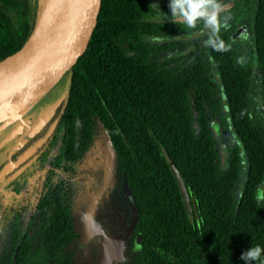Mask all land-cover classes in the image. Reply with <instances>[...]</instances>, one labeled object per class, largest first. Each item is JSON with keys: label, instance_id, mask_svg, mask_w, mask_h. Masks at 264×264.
Wrapping results in <instances>:
<instances>
[{"label": "trees", "instance_id": "1", "mask_svg": "<svg viewBox=\"0 0 264 264\" xmlns=\"http://www.w3.org/2000/svg\"><path fill=\"white\" fill-rule=\"evenodd\" d=\"M114 1L105 0L89 46L64 74L69 83L59 107L61 156L76 157V147L88 146L99 129L106 132L117 183L125 179L137 207L140 245L131 264H247L241 254L264 247V200H256L264 181V0H237L233 9L244 10L253 27L252 62L229 44L231 18L219 32L224 49L209 47L238 138L226 168L208 116V110L219 115L223 103L204 61L182 68L172 64L175 55L153 59L165 46L131 38L156 31V23L136 12L131 18L133 8ZM40 10L39 0H0V57L29 39ZM244 160L247 174L238 190ZM80 238L72 193H0V264H72Z\"/></svg>", "mask_w": 264, "mask_h": 264}, {"label": "flooded vegetation", "instance_id": "2", "mask_svg": "<svg viewBox=\"0 0 264 264\" xmlns=\"http://www.w3.org/2000/svg\"><path fill=\"white\" fill-rule=\"evenodd\" d=\"M228 1L230 0L225 2ZM114 2L117 4L124 2L129 8H133L129 11L131 18L136 12V17L142 20L150 19L156 23V31L154 29L151 32L142 31L131 38L133 41H145L152 45V48L165 46L163 51L176 49L181 45L180 38L200 33L204 29L203 24L195 29H189L183 24L173 23L169 11L170 0ZM153 3H158L161 9L156 7L150 9ZM236 3L237 0H234L233 6L227 11L233 10ZM161 10L169 17L168 21L162 22L156 19ZM240 12L244 14V11ZM240 12H232L231 19L242 17ZM161 24L165 26L158 31ZM231 25L232 23L229 24L228 30L233 36ZM247 27L246 24L245 28ZM169 43L173 45L171 47L165 45ZM126 44L127 48H131L129 42ZM60 104L57 103L51 113H49L51 106L46 108V105L26 109L20 117L12 119L0 130L1 135L4 136L0 140V193L37 196L54 188L72 193L75 226L81 232L72 264H101L103 234L97 233L91 236L86 247L81 244L84 233L79 212L93 202V220L98 222L105 233L119 236L123 240L124 258L114 259L112 264H131V256L138 251L140 245L139 237L135 235L137 207L125 179L120 184L117 183L116 155L112 142L106 132L99 129L97 136L88 146L82 149L76 147V157H62ZM102 132L107 137L105 140L101 138ZM51 136H53L52 142L43 147ZM42 139L44 141L36 147ZM30 151L32 153L28 154ZM111 167L112 177L109 185L103 189ZM4 179L9 181L8 185L3 181ZM29 219L30 215L27 216L24 228L29 226Z\"/></svg>", "mask_w": 264, "mask_h": 264}, {"label": "water", "instance_id": "3", "mask_svg": "<svg viewBox=\"0 0 264 264\" xmlns=\"http://www.w3.org/2000/svg\"><path fill=\"white\" fill-rule=\"evenodd\" d=\"M104 2L105 0H71L60 19L35 34L41 18L39 14L29 39L19 48L0 57V130L12 119L20 117L26 109L33 108L30 104L48 91L83 55L99 25ZM222 4L229 9L234 0ZM64 96L46 105L48 108L53 103L49 113L57 103H61ZM43 141L40 140L36 147ZM30 153L32 151L28 154ZM175 175L183 197L188 201L189 194L177 168ZM111 177L112 167L108 170L103 189L109 185ZM93 205L92 202L79 212L84 233L81 244L86 247L91 236L102 233L101 264H112L114 259L124 258L123 240L119 236L105 233L98 222L93 220Z\"/></svg>", "mask_w": 264, "mask_h": 264}, {"label": "rangeland", "instance_id": "4", "mask_svg": "<svg viewBox=\"0 0 264 264\" xmlns=\"http://www.w3.org/2000/svg\"><path fill=\"white\" fill-rule=\"evenodd\" d=\"M41 4V9L44 3V0H39ZM41 11V10H40ZM235 10L227 11L228 18H231L232 12ZM244 11V10H242ZM241 13V12H240ZM242 14V13H241ZM242 17L236 18L233 24V36L230 32V41L229 44L232 46L236 51L240 54L244 62H252L255 58L254 56V33L253 27L251 28L249 24V17L246 16V13L242 14ZM251 15V14H249ZM252 16V15H251ZM203 24L198 23V25ZM248 25L245 28V25ZM225 29L224 26H221V31ZM252 31V32H251ZM210 30L203 29L200 33L197 32L196 34L185 36V38H180L181 45L178 48L170 50V51H163L156 55H153L152 58L155 60L164 61L166 59L171 58L172 56H176L178 59L172 62V64H181L182 68L191 67L194 63L197 62L198 59L204 61L205 65L208 68L209 79L212 82L218 96L223 103V108L221 109V113L219 115L213 116L211 112L208 110V116L211 121V129L213 134L216 138V143L219 148L220 157H221V165L223 168H226L228 165L231 147L238 143V138L232 128L230 118L228 116V111L225 106V93L222 89L221 82L219 75L217 73L216 67L210 55L209 47L204 45V41L209 38ZM255 75H256V69ZM256 82L260 85V81L256 76ZM69 79L66 76L61 77L48 91L42 94L38 99L33 101L30 106L36 107L38 105L45 106L52 101L57 99H61L67 91ZM28 109H31L30 107ZM259 111H262L260 104H259ZM5 135V133H3ZM3 135L0 133V140ZM4 137V136H3ZM102 140H105L107 137L104 132L101 133ZM108 140V139H107ZM247 174V164L246 160L243 161V168L241 174L239 176L240 185L238 190L242 189V185L245 180V176ZM260 188H264V181L262 182Z\"/></svg>", "mask_w": 264, "mask_h": 264}, {"label": "clouds", "instance_id": "5", "mask_svg": "<svg viewBox=\"0 0 264 264\" xmlns=\"http://www.w3.org/2000/svg\"><path fill=\"white\" fill-rule=\"evenodd\" d=\"M161 9L158 3L150 5L152 8ZM169 9L171 20L176 24H183L189 29H195L198 23H203L204 27L210 29L209 38L203 43L215 51L224 49V42L219 37L222 24L227 22V6L220 0H170ZM162 22L168 21L169 17L162 10L156 17ZM256 200H264V188H258ZM241 259L247 264L259 262L264 264V247L260 245L251 246L241 254Z\"/></svg>", "mask_w": 264, "mask_h": 264}, {"label": "bare ground", "instance_id": "6", "mask_svg": "<svg viewBox=\"0 0 264 264\" xmlns=\"http://www.w3.org/2000/svg\"><path fill=\"white\" fill-rule=\"evenodd\" d=\"M70 1L71 0H44L40 13L41 18L36 27L35 34L60 19V17L66 13Z\"/></svg>", "mask_w": 264, "mask_h": 264}]
</instances>
